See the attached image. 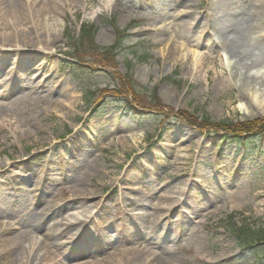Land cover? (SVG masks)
Segmentation results:
<instances>
[{
	"label": "rangeland",
	"instance_id": "374dc122",
	"mask_svg": "<svg viewBox=\"0 0 264 264\" xmlns=\"http://www.w3.org/2000/svg\"><path fill=\"white\" fill-rule=\"evenodd\" d=\"M59 11L48 15L51 46L0 45V61L7 63L0 65V92L6 80L19 78L23 67L13 60L33 66L0 109V223L14 227L9 235L25 231L33 264L46 249L58 255L43 264H105L122 245L172 256L173 264H264V244L245 249L230 231L244 222L264 226V135L243 143L164 123L158 114L135 113L113 99L95 104L100 94L84 97L82 87H112L111 71L69 56L84 22L96 25L101 46L116 41L115 27L126 28L128 48L118 53L116 70L132 73L147 93L155 90L175 110L214 121L264 116L247 111L249 102L220 52L234 49L246 66H264V0H65ZM230 22L235 29L225 26ZM219 26L239 41L216 42L210 32L219 33ZM143 47L150 56L135 53ZM41 80L44 87L32 90ZM82 181L95 194L60 207ZM14 193L23 201H14ZM238 196L241 202L230 201ZM85 208L87 220L67 230L57 226L48 237L56 222ZM141 213L151 214L148 222L137 219ZM42 214L46 222L35 229ZM78 226L83 232L70 243ZM114 236V246L93 249ZM7 262L0 254V264Z\"/></svg>",
	"mask_w": 264,
	"mask_h": 264
},
{
	"label": "bare ground",
	"instance_id": "6f19581e",
	"mask_svg": "<svg viewBox=\"0 0 264 264\" xmlns=\"http://www.w3.org/2000/svg\"><path fill=\"white\" fill-rule=\"evenodd\" d=\"M65 4V0H0V45H8V46H16V47H24L30 44L40 45L42 47H49L54 42L55 34L53 24L50 21L48 15L59 13L60 7H63ZM54 21L58 22V18L52 17ZM231 23V25H230ZM225 24L226 27L231 29H235L234 23L230 22ZM30 24L28 27L27 25ZM217 30L219 33L213 34L211 31V35L216 42L221 44L228 45L232 43V41L236 40L239 41V35L236 32L233 34L225 35L221 32L222 29H227L224 27H218ZM251 30V29H250ZM252 32V30H251ZM54 36V38H51ZM237 43V42H235ZM226 50V49H225ZM224 50V51H225ZM223 51V50H221ZM237 58L239 54L234 52V49L231 50ZM194 54H198V52H194ZM221 56L224 57V53H221ZM233 58L230 56L226 60L228 69L231 71V75L235 78L234 80L238 83L239 91L241 92L242 96L247 99L249 102L248 112H264V77L262 75L264 66H256V64L243 66V69H240L238 66L241 65L239 63V58ZM233 60L236 61L235 65H233ZM14 65L16 68L18 65L23 67L21 70L17 71L15 77H19L12 83L10 80H6L5 88L0 92V109L7 104V102L3 99L8 97L14 96L15 92V83L18 84V81L22 80L26 75V72L31 70L33 66H29L28 62H21L17 61L16 59L13 60ZM7 64L5 61H0V65L3 66ZM13 69V68H11ZM18 69V68H17ZM9 71V70H8ZM256 76H252V75ZM48 77V76H46ZM34 80V79H33ZM43 80L40 82L35 81L37 84L36 86H32L31 89L35 90L37 87H44L45 83H42ZM239 107L243 108L244 104L241 102L238 104ZM1 126V125H0ZM133 137L136 135L131 133ZM85 184L84 187H77L73 193L74 199L71 201L63 203L60 207H64L66 204L70 206H74L80 203L79 198L82 197L85 200L89 198V195H94L93 188L88 186L85 182H80ZM79 184V183H78ZM77 184V185H78ZM38 189L41 187H37ZM24 193V192H23ZM14 201H23L20 194L14 193L12 195ZM242 197L238 196L236 199H230V201L241 202ZM226 201H223V203ZM97 205V202L93 203V206ZM59 208H56L52 214H57ZM75 211V210H74ZM85 216H91L89 208H85L80 212H69L63 220L68 222L58 221L56 222L51 231L48 232V237L53 235L54 233L58 232L57 226L60 228H65L67 230L69 227L75 226L76 223H80L81 220H87ZM46 215L42 214L40 218H38V223L35 224L34 228L39 229L42 227L41 224L46 222ZM151 217V214L141 213L139 218L143 222H148V218ZM2 222V221H1ZM0 223V254L5 253L8 256L7 264H33L32 260H30V254L35 249H30L27 251V246L24 245L23 237L25 231H21L20 229L14 232L13 235H9L12 231V227L10 224ZM21 228V227H18ZM74 228V227H73ZM22 229V228H21ZM28 232V231H26ZM83 232V227L78 226L75 229L74 235L70 237V243L77 242L78 237L77 235H81ZM104 234H102L103 236ZM107 235V234H105ZM122 236L116 235V239ZM45 247L47 248L50 246L47 241H43ZM37 243V240H31L30 244L34 247ZM105 245L114 246L115 245V236L114 239H107L104 242L98 241L94 244V250H101ZM125 245H122L119 248V251H114L109 253V255L105 259V264H173L172 256L164 257L161 254H147L144 251H141L137 248H130L126 247L122 249ZM28 253V254H27ZM52 253L50 250L46 249L42 255V259L44 260L46 257H51ZM27 255V256H25ZM57 253L55 256L57 257ZM32 259V258H31ZM43 260L40 264H43ZM63 260H61L62 262ZM60 262V260H59ZM37 263V264H39Z\"/></svg>",
	"mask_w": 264,
	"mask_h": 264
},
{
	"label": "trees",
	"instance_id": "16d2710c",
	"mask_svg": "<svg viewBox=\"0 0 264 264\" xmlns=\"http://www.w3.org/2000/svg\"><path fill=\"white\" fill-rule=\"evenodd\" d=\"M117 35L118 38L113 45L102 47L95 41L94 24L83 23L79 39L69 54L77 62L90 61L92 64L89 67L93 69L112 70L114 86L97 89L104 98L124 102L133 111H136V108L152 111L160 115L164 122L174 119L195 127L201 133L224 134L235 141L244 142L250 136L264 135V116L237 121L230 119L214 121L207 115L200 117L186 109L175 110L165 105L156 91L151 93L144 91L131 73L121 74L116 70L118 52L120 49L128 48L125 43V31L117 29ZM140 49H136L135 53L141 51ZM145 55L149 56V52L146 51ZM231 231L239 244L245 248L264 244V227L255 228V225L248 223L240 226L235 224Z\"/></svg>",
	"mask_w": 264,
	"mask_h": 264
}]
</instances>
